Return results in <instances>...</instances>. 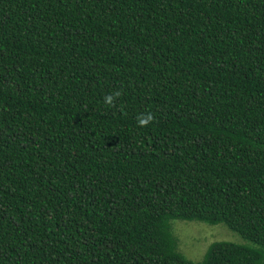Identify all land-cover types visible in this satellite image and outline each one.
<instances>
[{
    "label": "trees",
    "instance_id": "obj_1",
    "mask_svg": "<svg viewBox=\"0 0 264 264\" xmlns=\"http://www.w3.org/2000/svg\"><path fill=\"white\" fill-rule=\"evenodd\" d=\"M172 219L246 243L177 250ZM264 0H0V264H264Z\"/></svg>",
    "mask_w": 264,
    "mask_h": 264
},
{
    "label": "rangeland",
    "instance_id": "obj_2",
    "mask_svg": "<svg viewBox=\"0 0 264 264\" xmlns=\"http://www.w3.org/2000/svg\"><path fill=\"white\" fill-rule=\"evenodd\" d=\"M170 229L176 238L177 250L192 262L202 260L208 246L214 241L227 240L241 244L247 242L223 222L172 219Z\"/></svg>",
    "mask_w": 264,
    "mask_h": 264
}]
</instances>
